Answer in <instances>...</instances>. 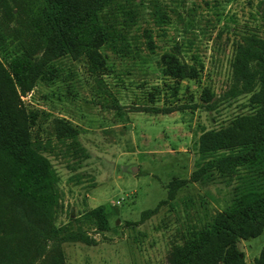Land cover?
<instances>
[{
  "label": "trees",
  "instance_id": "16d2710c",
  "mask_svg": "<svg viewBox=\"0 0 264 264\" xmlns=\"http://www.w3.org/2000/svg\"><path fill=\"white\" fill-rule=\"evenodd\" d=\"M135 1L0 0V264H65L63 243L92 242L81 223L99 231L109 228L112 210L107 204L91 208L65 225L56 224L60 191L58 173L48 156L52 140L79 162L87 153L77 125L26 104L21 96L39 81L58 79V60L63 57L84 58L91 73H105V49L128 52L123 27L133 19L130 5ZM263 4L264 0H258L256 6L251 2L254 26L232 41L229 85L223 93L200 85L202 64L194 55L186 60L180 43L159 56L162 75L172 80L164 84L171 101L146 109L164 114L200 109L210 116L211 126L197 124L188 180L172 179L166 199L143 211L141 219L150 218L160 206L174 200L188 182L216 184L219 179L230 187V197L211 221L191 227L181 242L172 245L169 264H247L238 242L264 230ZM118 9L124 14L122 25ZM152 15L159 26L168 18L157 2ZM231 21L238 24L234 18ZM227 27L231 32L238 29ZM144 36L145 47L153 52L150 30ZM183 81L198 85L197 100L191 96L188 103H177ZM155 88L161 95L164 88ZM47 125L50 137H40ZM255 263L264 264V253Z\"/></svg>",
  "mask_w": 264,
  "mask_h": 264
},
{
  "label": "rangeland",
  "instance_id": "374dc122",
  "mask_svg": "<svg viewBox=\"0 0 264 264\" xmlns=\"http://www.w3.org/2000/svg\"><path fill=\"white\" fill-rule=\"evenodd\" d=\"M154 2L167 14L162 26L152 15ZM251 2L258 4V0H136L130 5L134 12L130 25L122 26L128 52L105 49V73H91L84 58L63 57L58 60V79L39 81L21 96L26 104L77 125L87 153L79 162L52 140L48 156L58 173L60 191L56 224L82 218L98 205L107 204L112 210L107 230L81 223L91 243L62 244L65 264H169L172 245L181 242L191 227L209 223L230 197V187L219 179L216 184L188 182L174 200L141 219L143 211L166 199L172 179L188 180L197 124L211 126L210 116L200 109L164 114L146 106L171 101L164 84L172 80L162 75L158 60L175 42L184 47L186 60L192 55L200 60V85L211 86L217 94L227 90L232 41L254 26ZM117 16L122 25L124 14L119 9ZM227 25L238 29L231 32ZM145 30L151 32L153 52L145 47ZM181 84L177 103H188L191 96L197 100L198 85ZM157 86L164 88L161 95ZM50 133L47 125L40 137ZM238 248L247 264H256L264 253V230L255 238L240 240Z\"/></svg>",
  "mask_w": 264,
  "mask_h": 264
},
{
  "label": "water",
  "instance_id": "95a60500",
  "mask_svg": "<svg viewBox=\"0 0 264 264\" xmlns=\"http://www.w3.org/2000/svg\"><path fill=\"white\" fill-rule=\"evenodd\" d=\"M130 170L132 171V172H135L136 170H137V168L136 167H130Z\"/></svg>",
  "mask_w": 264,
  "mask_h": 264
}]
</instances>
